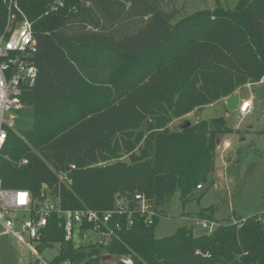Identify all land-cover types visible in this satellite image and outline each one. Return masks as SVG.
<instances>
[{"label": "trees", "instance_id": "16d2710c", "mask_svg": "<svg viewBox=\"0 0 264 264\" xmlns=\"http://www.w3.org/2000/svg\"><path fill=\"white\" fill-rule=\"evenodd\" d=\"M17 2L38 41V77L24 89L26 110L0 150L3 187L37 197L46 184L65 210L104 212L125 194H140L156 214L151 223L134 215L105 245L63 243L59 260L105 264L110 254L134 264H264V213L218 223L210 233L185 226L155 236L174 195L187 200L198 186L213 185L218 148L231 133L224 117L176 131L170 123L262 78L264 0L176 23L165 0ZM7 18L0 0V34ZM129 204L134 210L135 201ZM212 210L202 211V220H214ZM46 233L64 241L56 215Z\"/></svg>", "mask_w": 264, "mask_h": 264}, {"label": "built area", "instance_id": "2783aa9c", "mask_svg": "<svg viewBox=\"0 0 264 264\" xmlns=\"http://www.w3.org/2000/svg\"><path fill=\"white\" fill-rule=\"evenodd\" d=\"M17 1L5 0L8 4V18L5 30L0 34V150L8 140L9 133L15 130L20 113L26 110L22 100L24 89L32 87L38 77V69L33 63L38 52V41L31 21L18 8ZM263 83L264 75L258 84ZM252 106V100L240 101L237 111L244 117ZM224 145L225 148L230 147L228 143ZM27 163L24 160L22 165ZM59 181L67 184V173H60ZM197 189L203 188L198 186ZM132 200L136 204L134 210L126 197L117 201V208L107 212L92 209L65 210L59 195L46 184L36 197L28 190L6 189L0 179L1 234L11 235L24 245L33 255L32 264H83L71 258L59 260L63 253V243H72L75 249L85 245L101 246L112 241L117 231L124 227L129 229L133 225L134 215L145 218L148 223L153 221L156 215L153 203L140 194ZM54 215L61 219L63 242L47 239L49 220ZM124 218L128 219L125 223ZM199 226L210 233L218 224L201 220ZM117 262L134 264L131 256L111 257L110 261L103 263Z\"/></svg>", "mask_w": 264, "mask_h": 264}, {"label": "rangeland", "instance_id": "374dc122", "mask_svg": "<svg viewBox=\"0 0 264 264\" xmlns=\"http://www.w3.org/2000/svg\"><path fill=\"white\" fill-rule=\"evenodd\" d=\"M239 2L165 0L164 8L177 13L173 21L176 23L182 22L183 17L189 18L203 12L211 19L216 9L234 11ZM260 80L236 89L235 95L239 96L240 101L252 100L253 103L251 111L244 117L239 111H228L225 98L201 111L199 109L185 117L175 118L170 123V128L176 131L187 122L195 124L224 117L231 133L222 137V144L218 148L215 170L211 176L213 185H204L202 190L195 189L187 200H183L179 193L174 195L155 227L157 238L172 236L185 226L193 228L195 234L206 233L199 226L202 220L200 213L212 208L214 220L208 221L217 224L234 223L264 213V83L258 84ZM249 84L252 86L249 87ZM226 143L230 144L229 148H225ZM2 231L0 223V264H32L34 259L30 251L13 236L2 235Z\"/></svg>", "mask_w": 264, "mask_h": 264}, {"label": "water", "instance_id": "95a60500", "mask_svg": "<svg viewBox=\"0 0 264 264\" xmlns=\"http://www.w3.org/2000/svg\"><path fill=\"white\" fill-rule=\"evenodd\" d=\"M225 103H226V106H227V110H228V111H230V112H235V111L238 110V106H239V103H240V98H239L238 95L231 96V97H229V98L226 99ZM201 110H202V109H200V111H201ZM191 125H192V124H191L190 122H187L186 124H184V125L182 126V129L188 128V127H190ZM219 144H220V142H218V145H219ZM124 196L127 198V200H129V201L132 200V196H131V195H127V194H125ZM162 213H164V212H162ZM111 257H112L111 255L107 254V255L103 256L102 261H103V262H108V261L111 260Z\"/></svg>", "mask_w": 264, "mask_h": 264}]
</instances>
